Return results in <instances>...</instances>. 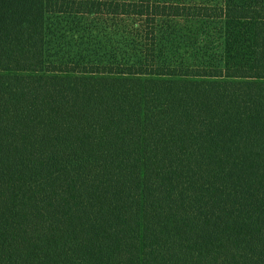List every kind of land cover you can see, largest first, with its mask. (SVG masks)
Here are the masks:
<instances>
[{
  "label": "trees",
  "instance_id": "1",
  "mask_svg": "<svg viewBox=\"0 0 264 264\" xmlns=\"http://www.w3.org/2000/svg\"><path fill=\"white\" fill-rule=\"evenodd\" d=\"M70 14L124 55L48 62ZM181 18L233 25L232 56L161 58ZM0 264H264V0H0Z\"/></svg>",
  "mask_w": 264,
  "mask_h": 264
},
{
  "label": "rangeland",
  "instance_id": "2",
  "mask_svg": "<svg viewBox=\"0 0 264 264\" xmlns=\"http://www.w3.org/2000/svg\"><path fill=\"white\" fill-rule=\"evenodd\" d=\"M180 4H201L214 0H172ZM119 22V24H118ZM122 22L105 16H49L46 28V56L54 63H108L120 59L130 37ZM159 33V55L163 59L195 64L232 56L237 47L234 26L209 19L164 20Z\"/></svg>",
  "mask_w": 264,
  "mask_h": 264
}]
</instances>
